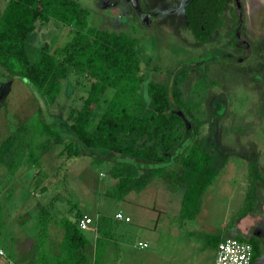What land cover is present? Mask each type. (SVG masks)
Segmentation results:
<instances>
[{
  "label": "rangeland",
  "instance_id": "1",
  "mask_svg": "<svg viewBox=\"0 0 264 264\" xmlns=\"http://www.w3.org/2000/svg\"><path fill=\"white\" fill-rule=\"evenodd\" d=\"M7 1L0 0L1 10ZM78 1L89 9L88 27L125 33L138 40L137 49L146 74L144 94L148 81L165 79L170 67L177 64L187 71L183 91L186 102L192 106L188 114L198 120L196 137L212 153L211 165L219 169L206 190L199 216H206L211 227L220 229L228 214L237 211L232 197H237L238 205L242 203L249 185V162H255L261 179L254 182L257 211L251 214L253 220L249 219L247 230L248 234L256 232L264 246V0H228L224 26L206 46H201L187 28L185 0ZM72 35L71 26L54 18L37 24L28 39L31 59H39L44 44L52 52ZM197 63L207 65L209 78L204 83L195 67ZM89 85L84 73L73 71L61 80V93L55 104L49 109L43 106L47 121L63 134L68 132L72 110L80 107ZM110 95L107 91L106 101ZM41 103L25 81L4 79L1 75L0 143L18 126L30 121ZM45 139L33 138L39 162L23 165L16 176L12 177L0 164L4 216L0 246L8 257L22 264H41L43 252L51 263L60 251V219L74 217L81 211L94 218L85 230L91 240L92 227L100 214L129 216L131 222L120 221L124 226L122 232L130 227L135 229L131 230L133 242L147 240L145 249L152 252L148 264H213V251L194 248L191 242L197 238L187 236L195 222L186 220L182 228L177 224L180 219L177 221L175 212L180 207L183 187L177 193L168 191L165 179L158 178L146 191L132 192L125 199L111 198L105 194L115 181L109 175L111 162L99 163L89 157L70 161L59 153L63 143L40 147ZM42 207L48 208L52 216L44 248L37 243L38 213ZM223 233L233 236L230 230ZM86 254L92 260V246H88ZM133 257L127 255L122 262L129 263ZM106 261L113 264L112 259ZM0 264H6L1 256Z\"/></svg>",
  "mask_w": 264,
  "mask_h": 264
},
{
  "label": "trees",
  "instance_id": "2",
  "mask_svg": "<svg viewBox=\"0 0 264 264\" xmlns=\"http://www.w3.org/2000/svg\"><path fill=\"white\" fill-rule=\"evenodd\" d=\"M227 1L185 0L187 28L201 46H206L224 26ZM88 15L89 9L78 0H8L0 9V76L25 81L42 102L30 121L0 143V164L12 175L20 166L38 163L33 138L45 136L40 147L63 143L59 153L70 161L89 157L99 163L111 162L109 175L115 181L106 190L107 196L124 199L128 193H140L155 179L164 178L169 191L184 188L181 218H195L218 168L211 165L212 153L196 137L198 120L188 114L192 106L183 91L187 71L177 64L170 67L165 79L148 81L144 94L146 74L138 40L125 33L88 27ZM50 18L71 26L73 35L52 52L44 44L39 59L33 61L28 39L37 24ZM195 67L204 83L209 78L207 65L197 63ZM73 71L84 73L90 85L80 107L72 110L68 132L63 134L47 121L43 106L49 109L55 104L61 93V80ZM107 91L111 94L108 101ZM257 179L261 177L256 163L251 161L246 195L232 219L257 211ZM82 216L77 211L74 218L60 219V251L51 263L42 252V264H104V253L114 233L112 217L98 216V236L90 260L86 254L90 241L85 233L89 227L82 230L78 225ZM51 218L48 208L39 210L37 243L43 248ZM3 226L0 201V231ZM204 238L209 246H217L220 234L205 233ZM250 243L253 261L258 250L254 241Z\"/></svg>",
  "mask_w": 264,
  "mask_h": 264
},
{
  "label": "crops",
  "instance_id": "3",
  "mask_svg": "<svg viewBox=\"0 0 264 264\" xmlns=\"http://www.w3.org/2000/svg\"><path fill=\"white\" fill-rule=\"evenodd\" d=\"M229 161L230 160H228V162L225 165H228L229 164ZM21 167L22 166H20L18 169H20ZM236 170H235V173L237 172ZM17 171L15 172V174H12L11 176L12 177L13 176H16L18 174ZM218 174H219V169H218L217 175ZM214 179H213V181H214ZM212 182H211V184H212ZM151 184L152 183H150L147 186V188L145 190H143V191L148 190V188L150 187ZM209 186L207 187V189L209 188ZM178 190H179V188L176 191H174V193H177ZM206 190H205V192L203 194L200 212L197 214V216L195 218H181V216H180L181 203H180L179 209L177 207L178 210H177V212H175V217L177 218V221L180 219V221L177 223L179 225V228H182V225L186 222V220L195 222V225L193 226V229H192L193 231L190 230L187 233V236L188 237L193 238L194 235H195V237L197 238V241L196 240L195 241L192 240L193 242H191V240H190V242L192 243V245L193 246L195 245L194 248H199L202 251L212 250L213 253H214V258H215V253H216L217 246L216 245L215 246H212V247L209 246V244L206 243V241L204 240V239H206V238H204V234L205 233H210V234L211 233H213V234H218L219 233L220 234L219 241H220L224 237L228 236V235H226V234L223 233V231H227V230L232 231V233H233L232 234L233 235L232 237H237V238H240V239L249 241V242H250V240L254 241V238L252 236V233L251 234L250 233L248 234V230H247V224L250 221L249 219L251 218V220H253V218L251 217V214L252 213H247L243 217L236 218V219H232L233 215L242 206L245 196L242 198L243 199L242 203L241 202H240L241 204L239 203L240 205H238V203H237V200H236L237 197H235V196L232 197V201H234V202L236 201L235 203L232 202V204H233V206L236 207L234 209H237V211H234L235 212L234 213L231 210L232 213H234V214H230V215L228 214V218H225V220H223L222 223L220 224V226H221V228H220L221 230H220L218 228L215 229V228L211 227V225H209L210 224L209 219L206 218V216L205 217L203 215H202V217L199 216L202 213L203 203H204V195L206 193ZM15 191H17V189ZM143 191H141V192H143ZM132 192H130V193H132ZM183 192H184V190H183ZM183 192H182V195H181V200H182ZM130 193H128V194H130ZM127 195L124 197V199L127 197ZM83 215H84V213H83ZM69 217L70 218H74L75 216L74 217L69 216ZM111 217H112L113 224H114V229H113V232L114 233H113V238H112L111 242L109 243V245L107 246V249H106V251L104 253V264H108L106 260H109L110 261L111 259L113 260V264H148V261H150V257H151L152 252H150V251H148V250L145 249V247L148 246L146 244L147 240L143 239L142 242H141L140 239H139L137 243L136 242H133L132 241V237L133 236L131 235V233L133 231H131V230H135V229H131L130 227L127 228L128 229L127 231L124 230V232H122V229H123L124 226L120 224V221H123L124 220L125 222H131V218L129 216H125V217H129V220H125L124 218H117L116 216L115 217L111 216ZM96 220H95V223H96ZM231 221H233V222H231ZM205 224H206V226H205ZM197 226H200V227H197ZM92 229L94 231V233H93V239L91 240L90 237H88L89 238V241H90V243H89L88 246H92L93 249H94L95 239L98 236V233L96 231L95 224L93 225ZM142 231L143 230H141L140 232H142ZM127 232H128V234H127ZM188 239H190V238H188ZM144 241H146V242H144ZM144 244H146V245H144ZM262 247H264V246H261V245L259 246V249H260V252H259L258 246H257L258 255H259L258 264H264V251H262ZM112 249L114 251H112ZM110 251H112V252H110ZM127 255H131V257L133 255L134 256L133 257L134 259L133 258H131V259L129 258L130 259V262L129 263H123L122 262V258H124ZM0 256L2 258L6 259V264H8L7 263L8 262V259H15V258L8 257L6 253H5V256H2V255H0ZM111 256H112V258H111ZM213 264H214V261H213Z\"/></svg>",
  "mask_w": 264,
  "mask_h": 264
},
{
  "label": "built area",
  "instance_id": "4",
  "mask_svg": "<svg viewBox=\"0 0 264 264\" xmlns=\"http://www.w3.org/2000/svg\"><path fill=\"white\" fill-rule=\"evenodd\" d=\"M116 217L129 220V217H123L120 213H118ZM92 223L93 219L86 214L78 220V225L82 230L90 227ZM0 255L5 256V252L1 246ZM7 263L22 264L15 259H8ZM214 264H252L251 243L237 237H224L217 245Z\"/></svg>",
  "mask_w": 264,
  "mask_h": 264
},
{
  "label": "flooded vegetation",
  "instance_id": "5",
  "mask_svg": "<svg viewBox=\"0 0 264 264\" xmlns=\"http://www.w3.org/2000/svg\"><path fill=\"white\" fill-rule=\"evenodd\" d=\"M226 8V7H225ZM259 232V231H258ZM252 236L254 238V242H256L255 244L258 246H260V243H259V236L255 233H252ZM258 259H259V255L256 256V258L252 261V264H258Z\"/></svg>",
  "mask_w": 264,
  "mask_h": 264
},
{
  "label": "water",
  "instance_id": "6",
  "mask_svg": "<svg viewBox=\"0 0 264 264\" xmlns=\"http://www.w3.org/2000/svg\"><path fill=\"white\" fill-rule=\"evenodd\" d=\"M136 3V0H133Z\"/></svg>",
  "mask_w": 264,
  "mask_h": 264
}]
</instances>
